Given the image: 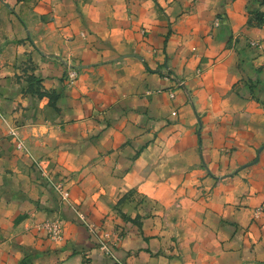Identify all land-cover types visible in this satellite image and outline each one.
<instances>
[{
	"label": "crops",
	"instance_id": "crops-1",
	"mask_svg": "<svg viewBox=\"0 0 264 264\" xmlns=\"http://www.w3.org/2000/svg\"><path fill=\"white\" fill-rule=\"evenodd\" d=\"M250 41L264 43V0H0V111L89 222L126 231L123 264L262 263L264 71ZM67 55L85 67L70 87ZM164 66L189 98H169ZM30 76L56 100L27 93ZM131 192L180 202L165 214L183 221L180 258L163 210ZM57 202L0 125V264H115ZM56 215L58 245L31 229Z\"/></svg>",
	"mask_w": 264,
	"mask_h": 264
},
{
	"label": "rangeland",
	"instance_id": "rangeland-1",
	"mask_svg": "<svg viewBox=\"0 0 264 264\" xmlns=\"http://www.w3.org/2000/svg\"><path fill=\"white\" fill-rule=\"evenodd\" d=\"M57 60L64 69V73L62 76L64 84L66 85V87H70L77 81L79 73L85 67L76 64L69 55H67L66 57H59ZM259 69L264 71V69L262 68V59L259 63ZM156 73L161 77L163 81H167L171 83V88L166 90L170 99L174 98L173 91L178 89L182 90L184 94L187 95V97L189 98L190 92L185 86V80L181 77L176 76L171 71L169 66H164L162 69L157 70ZM199 73L200 71L196 70L195 76H199ZM29 78H30L29 81H31L32 84H28L27 93H30L32 96H36L37 98H46L50 104L54 100H56L55 95L53 96L51 91L50 92L42 91V87L40 86V81H38L36 77L30 76ZM161 92L162 91L160 90L147 91L145 95L149 96ZM175 115L176 112L173 111L171 113V116L175 117ZM0 125L4 127L5 132H7L8 136H10L13 139L17 151L25 155L31 161L33 170L35 172L36 184L42 187L43 189H45L46 191H50L54 195L56 200H58L57 205L59 206V208L67 207L74 213L79 224L84 227L89 239L92 240L94 247L105 258L111 260L115 264H123L121 261H118L116 259L115 251L119 247V244L122 242L124 236L127 234L126 231L122 229L120 226H118L119 228H114L112 230H104L101 229V227H99L98 225L89 222L88 219L85 217V215H83L72 204L70 198V191H69L70 190L69 182L67 181V178L62 177V175H56L57 173L50 171L45 164L43 165V162L40 159L36 158L31 153L32 151H30V149L25 145L24 141L20 138L17 127L12 126L13 124H11V122H8L7 118L2 113V111H0ZM195 133L199 136V124L195 128ZM261 148H264V144L261 146ZM129 194H130V198L133 199L134 196L133 192ZM135 195L137 197H135L133 201L138 202L137 203L138 205L148 203L149 214L151 217H159L160 215H157L158 210L159 211L163 210L164 214H162L160 218L161 219L160 227L161 229L169 232L170 234L169 236L170 241L165 246V249L173 254L172 257L180 258L181 253L178 249V240H179L178 229L180 228L183 221L181 219H178L176 216H172L173 217L172 219H170V217L167 218L165 216L166 211L168 209L171 211L179 210L181 207L180 202L173 201L170 204H164V203H159L158 199L153 196H150L148 198L149 199L148 201V199H146L145 194L141 195L139 193H135ZM115 211L117 212L116 209ZM262 215H264V198L262 202L252 210L253 219L256 220ZM121 218L123 220L133 222L137 225V219H129L128 217L126 218V216L124 215H121ZM31 229L37 234L43 235V237L46 238V240L52 244L58 245L60 243H63L65 240V224L61 215L45 218L44 220L33 224V227ZM164 252L165 251H162V253ZM193 254L195 255V253ZM257 264H264V262Z\"/></svg>",
	"mask_w": 264,
	"mask_h": 264
},
{
	"label": "built area",
	"instance_id": "built-area-1",
	"mask_svg": "<svg viewBox=\"0 0 264 264\" xmlns=\"http://www.w3.org/2000/svg\"><path fill=\"white\" fill-rule=\"evenodd\" d=\"M249 46L255 49L257 53L260 55L262 59V68L264 69V43L262 41H250Z\"/></svg>",
	"mask_w": 264,
	"mask_h": 264
}]
</instances>
